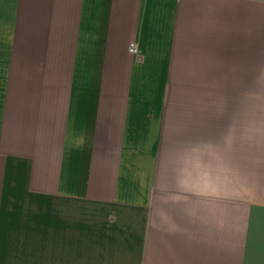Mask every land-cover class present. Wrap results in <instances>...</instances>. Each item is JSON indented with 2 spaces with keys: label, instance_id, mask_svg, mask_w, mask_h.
Segmentation results:
<instances>
[{
  "label": "crops",
  "instance_id": "0c3cea01",
  "mask_svg": "<svg viewBox=\"0 0 264 264\" xmlns=\"http://www.w3.org/2000/svg\"><path fill=\"white\" fill-rule=\"evenodd\" d=\"M0 50H59V84L79 92L93 85L103 57L112 68L113 56L128 85L129 70L146 63L161 79L194 63L204 78L234 79L211 85H264V0H0ZM192 50H204L201 62ZM73 107L68 120L78 117ZM144 117L128 111L117 156L99 154L78 128L38 165L3 158L0 146V264H264V184L250 189L248 223L241 203L232 210L239 221H227L225 208L194 209L187 191L197 184L209 195V161L201 174L172 177L149 153ZM241 130L232 180L239 201L242 183L264 182V114ZM227 174L212 180L230 181Z\"/></svg>",
  "mask_w": 264,
  "mask_h": 264
},
{
  "label": "rangeland",
  "instance_id": "374dc122",
  "mask_svg": "<svg viewBox=\"0 0 264 264\" xmlns=\"http://www.w3.org/2000/svg\"><path fill=\"white\" fill-rule=\"evenodd\" d=\"M140 51L128 50L138 62ZM192 51L195 62H201L204 50ZM58 52L0 50V146L6 152L3 158L10 154L38 165L49 147L64 141V131L74 128L81 129L85 136L90 133L88 142L99 154L121 155L128 111L145 112L143 120L152 150L149 153H156L158 160L170 165L172 177L184 172L201 174V163L209 161V195L206 192L202 195L194 184L195 189L187 191L188 205L194 209L209 205L215 211L225 208L227 221H239L232 210L241 203L240 220L249 222L250 189L256 186L260 189L264 182L242 183L246 198L239 201L234 197V189L239 185L232 181L235 143L250 116L264 114V85H217L233 83L234 79L204 78L194 63L192 71L180 75L165 71V80L163 76L161 79L160 70H145L148 63L142 64L140 71L129 70L134 81L128 85L122 80L127 76L126 70L122 72L118 58L113 56L112 68L106 67L103 57L97 64L93 85L79 92L73 91L72 86H60L65 74L59 69ZM213 82L215 85L210 84ZM259 83L264 84V80ZM73 94L80 95L82 102H70ZM74 105L79 110L78 117L68 120ZM262 148L264 138L259 140V151ZM93 154L96 159V152ZM105 158L104 155L102 160ZM222 172L232 176L230 181L212 180ZM181 184H171L177 186L179 196L184 194Z\"/></svg>",
  "mask_w": 264,
  "mask_h": 264
},
{
  "label": "built area",
  "instance_id": "2783aa9c",
  "mask_svg": "<svg viewBox=\"0 0 264 264\" xmlns=\"http://www.w3.org/2000/svg\"><path fill=\"white\" fill-rule=\"evenodd\" d=\"M130 50H135L133 45L130 46Z\"/></svg>",
  "mask_w": 264,
  "mask_h": 264
}]
</instances>
